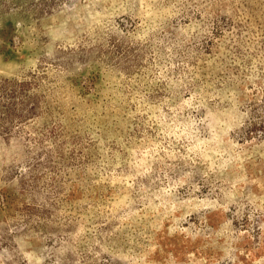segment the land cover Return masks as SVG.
I'll return each instance as SVG.
<instances>
[{"label": "rangeland", "instance_id": "1", "mask_svg": "<svg viewBox=\"0 0 264 264\" xmlns=\"http://www.w3.org/2000/svg\"><path fill=\"white\" fill-rule=\"evenodd\" d=\"M0 264H264V0H0Z\"/></svg>", "mask_w": 264, "mask_h": 264}]
</instances>
